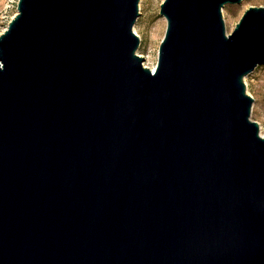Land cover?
Segmentation results:
<instances>
[{"label":"water","instance_id":"95a60500","mask_svg":"<svg viewBox=\"0 0 264 264\" xmlns=\"http://www.w3.org/2000/svg\"><path fill=\"white\" fill-rule=\"evenodd\" d=\"M17 0L0 33V264H264V5Z\"/></svg>","mask_w":264,"mask_h":264},{"label":"rangeland","instance_id":"374dc122","mask_svg":"<svg viewBox=\"0 0 264 264\" xmlns=\"http://www.w3.org/2000/svg\"><path fill=\"white\" fill-rule=\"evenodd\" d=\"M162 0H139V15L133 31L139 36L137 53L144 57V65L155 67L157 50L166 27V19L159 14ZM17 0H0V33L16 13ZM251 5H264V0H241L240 3H226L221 13L227 33L231 32L243 11ZM246 91L253 97L250 118L264 126V64L256 66L244 78Z\"/></svg>","mask_w":264,"mask_h":264},{"label":"bare ground","instance_id":"6f19581e","mask_svg":"<svg viewBox=\"0 0 264 264\" xmlns=\"http://www.w3.org/2000/svg\"><path fill=\"white\" fill-rule=\"evenodd\" d=\"M151 69H154V66Z\"/></svg>","mask_w":264,"mask_h":264}]
</instances>
